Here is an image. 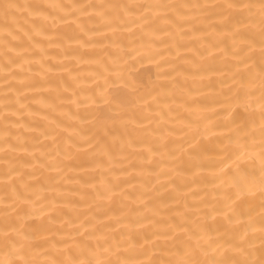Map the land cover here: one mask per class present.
<instances>
[{"label":"bare ground","instance_id":"6f19581e","mask_svg":"<svg viewBox=\"0 0 264 264\" xmlns=\"http://www.w3.org/2000/svg\"><path fill=\"white\" fill-rule=\"evenodd\" d=\"M0 264H264V0H0Z\"/></svg>","mask_w":264,"mask_h":264}]
</instances>
